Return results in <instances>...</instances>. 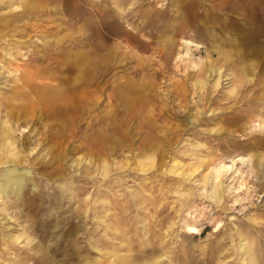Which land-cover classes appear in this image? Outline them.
Wrapping results in <instances>:
<instances>
[{"label": "rangeland", "instance_id": "374dc122", "mask_svg": "<svg viewBox=\"0 0 264 264\" xmlns=\"http://www.w3.org/2000/svg\"><path fill=\"white\" fill-rule=\"evenodd\" d=\"M6 126L0 264H264V0H0Z\"/></svg>", "mask_w": 264, "mask_h": 264}, {"label": "bare ground", "instance_id": "6f19581e", "mask_svg": "<svg viewBox=\"0 0 264 264\" xmlns=\"http://www.w3.org/2000/svg\"><path fill=\"white\" fill-rule=\"evenodd\" d=\"M184 42L189 47L194 46V45H198V44L194 43L192 40L186 39V40H184ZM67 97H68V95L65 93L49 94L47 97H42V96L40 97L37 94L36 99H34V100H35V104L42 102V101H44L46 104L52 103L54 105V108H53L54 112L53 113H59V112H61V109L59 108L60 107L59 103L68 102L66 108L69 107L70 109L75 108L77 106L76 104L72 103L70 100H67ZM69 102H71V103H69ZM62 110H63V108H62ZM107 127H108V123L105 121L104 129H107ZM3 129H5V130H3L1 135H0V141L2 143V144H0V155H1L0 163L5 162V163L9 164L10 162H17V164H15L16 166L11 169L12 171L6 173L7 176L16 183L25 177L27 178L28 174H30V171L28 169L22 168L19 165V160H20L19 159V152H18V149L13 144L15 139H13V136H12L13 133L11 131V126H6L5 128L3 127ZM106 133H107V130H105V134H104L105 138L107 137ZM5 139H7L8 141H6ZM5 187H6V185H5ZM189 231L192 233H198L199 229L195 226H191ZM158 260H159V257H156V259L152 260L149 264H156V262Z\"/></svg>", "mask_w": 264, "mask_h": 264}]
</instances>
